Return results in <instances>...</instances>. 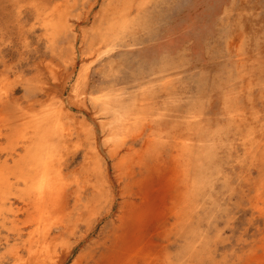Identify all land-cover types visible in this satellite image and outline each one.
<instances>
[{"label": "rangeland", "instance_id": "374dc122", "mask_svg": "<svg viewBox=\"0 0 264 264\" xmlns=\"http://www.w3.org/2000/svg\"><path fill=\"white\" fill-rule=\"evenodd\" d=\"M0 264H264V0H0Z\"/></svg>", "mask_w": 264, "mask_h": 264}, {"label": "bare ground", "instance_id": "6f19581e", "mask_svg": "<svg viewBox=\"0 0 264 264\" xmlns=\"http://www.w3.org/2000/svg\"><path fill=\"white\" fill-rule=\"evenodd\" d=\"M126 20H127V18H126ZM41 194H42V190H41V189L33 190V191H31V192L29 193V195L31 196V198H32L33 196H35V198H36L38 201H40V196H41Z\"/></svg>", "mask_w": 264, "mask_h": 264}]
</instances>
